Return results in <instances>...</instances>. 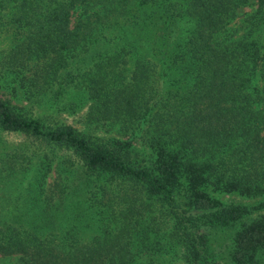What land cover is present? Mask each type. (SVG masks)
I'll list each match as a JSON object with an SVG mask.
<instances>
[{
  "label": "trees",
  "instance_id": "16d2710c",
  "mask_svg": "<svg viewBox=\"0 0 264 264\" xmlns=\"http://www.w3.org/2000/svg\"><path fill=\"white\" fill-rule=\"evenodd\" d=\"M247 1L0 0L11 3L9 24L17 39L5 68L25 72L28 95L54 88L58 109L70 110L72 92L83 90L89 116L125 130L144 124L151 152L140 163L126 141L84 135L70 125L44 126L0 100V128L63 147L76 158L74 165L67 158L72 170L61 178L66 196L57 197V207L30 208L41 195V155L27 167L35 174L32 199L27 192L18 205L3 190L24 167L3 157L0 259L164 264L162 256L177 245L184 264H217L207 241L219 231L231 242L232 264H264V213L249 216L264 209V199L226 205L203 190L264 195V0L241 17L240 32L229 25ZM169 22L187 27L164 31L163 49L153 42L164 82L158 97L150 78L156 64L149 58H135L128 76L114 67L147 38L148 27ZM96 184L102 192L95 205L75 194ZM52 186L45 206L59 183Z\"/></svg>",
  "mask_w": 264,
  "mask_h": 264
},
{
  "label": "rangeland",
  "instance_id": "374dc122",
  "mask_svg": "<svg viewBox=\"0 0 264 264\" xmlns=\"http://www.w3.org/2000/svg\"><path fill=\"white\" fill-rule=\"evenodd\" d=\"M254 6L255 0H248L247 3L240 6L236 11L240 18L234 19L229 23L231 28L240 32L241 17L243 18L248 13H251ZM11 12L12 8L10 2L0 5V100L7 102L16 110L27 116L38 117L44 126H56L62 124L70 125L76 131L84 135L98 137L111 142L126 141L128 142L129 147L139 153L138 159L141 160L140 163H142L143 160H148V156H150L151 152L146 144L145 136L143 134V128L145 125H138L132 129L125 130L118 127L117 123H110L104 119L89 116L88 111L90 99L86 96V93L83 90L72 92L73 94L70 97L75 101V104H73V109L70 110L58 109L56 103L60 101V98H57V93L54 91V88L42 91V93H36L33 96L28 95V91L23 82L25 72L20 71L15 73L9 68H5V61L10 57V52L8 51L17 41V39L11 34V27L9 24V18L12 16ZM73 22L74 19L72 18L71 24ZM181 23L182 22H169V27L164 26L163 23L152 24L148 27L147 38H144V40L142 39L139 42V47L134 53L130 54V56L126 55L123 59L124 62L114 67V70L122 72L124 75L128 76L130 71L134 68V59L140 56H146V58L151 60L150 62L156 64L155 71L153 74H150V78H153L155 81L154 87L157 91L156 94L159 97L162 91V85L164 87V82L159 73L162 66H159V62H157V55L159 56V53L158 50L155 49V44L153 42H156V48L163 49V41L160 37L163 35L164 31H167L172 25L177 29H185L184 27L187 26ZM54 95H56V97H54ZM43 153H46V156H42ZM38 154L41 155L40 158L44 162V170L40 169L42 177L39 180V183H37L41 195L37 197L36 201L31 200L32 203L31 205L29 204V207L56 208L57 197L60 196L62 198L66 196V191L63 189L65 180L61 178H64L63 176L67 175L69 170H72L67 166L69 164L67 158L70 159L71 164L76 162L73 153L63 147H51L30 134L0 128V165L3 157L6 158L9 155L8 157L13 160L14 163L16 162V164L24 167V170L13 172V175L10 177L11 183L9 188L3 190L15 198L17 205L21 201V196L27 194V192L28 199H32L30 180L35 174L28 171L27 167L30 162H38ZM76 176L74 177V180H76ZM53 182L59 183L58 191L53 193L54 198L49 199L50 205L48 204L45 206L43 196L48 195L49 189L54 191L52 186ZM203 190L208 197L226 205L236 204L253 206L264 199V195L246 197L234 191L220 190L212 186H205ZM82 191L83 195L79 190H77L75 194L81 196L80 199H84V202L93 203L94 205L102 192L97 184L92 187L88 186V188L83 187ZM84 206L89 207L87 204H84ZM263 213L264 209H253L249 216L254 217ZM207 243L208 251L211 252L212 250L215 254L217 264H232L229 261L228 254L231 242L228 240L226 233L217 231L212 234ZM172 250L173 251L170 253L162 256V262L164 264H184L183 258L181 257V249L176 245ZM0 264H18V261L14 256H6L0 259Z\"/></svg>",
  "mask_w": 264,
  "mask_h": 264
}]
</instances>
